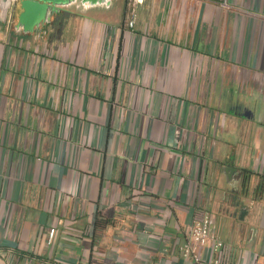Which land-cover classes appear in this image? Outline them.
I'll return each instance as SVG.
<instances>
[{
	"label": "crops",
	"instance_id": "0c3cea01",
	"mask_svg": "<svg viewBox=\"0 0 264 264\" xmlns=\"http://www.w3.org/2000/svg\"><path fill=\"white\" fill-rule=\"evenodd\" d=\"M72 1L0 0V264H264V0Z\"/></svg>",
	"mask_w": 264,
	"mask_h": 264
},
{
	"label": "built area",
	"instance_id": "2783aa9c",
	"mask_svg": "<svg viewBox=\"0 0 264 264\" xmlns=\"http://www.w3.org/2000/svg\"><path fill=\"white\" fill-rule=\"evenodd\" d=\"M129 26L130 28L134 27V19L129 21ZM189 233L190 240L186 257L190 259V264H200L202 258L199 251L205 248L210 253L212 264H233V248L215 236L208 212H203L200 217L194 220Z\"/></svg>",
	"mask_w": 264,
	"mask_h": 264
},
{
	"label": "rangeland",
	"instance_id": "374dc122",
	"mask_svg": "<svg viewBox=\"0 0 264 264\" xmlns=\"http://www.w3.org/2000/svg\"><path fill=\"white\" fill-rule=\"evenodd\" d=\"M18 1H20V0H18ZM24 1L44 3L46 5L49 4L48 1H38V0H24ZM77 1L73 0L72 3L77 2ZM112 1L113 0H103L102 2H103L104 5H106V7H108V6H110L112 4ZM90 2H92V0ZM139 2H140V0H127V5L126 6H127V16H128V22H127L128 29L130 28L129 21L131 19H133V17L136 15V8H137V4Z\"/></svg>",
	"mask_w": 264,
	"mask_h": 264
},
{
	"label": "water",
	"instance_id": "95a60500",
	"mask_svg": "<svg viewBox=\"0 0 264 264\" xmlns=\"http://www.w3.org/2000/svg\"><path fill=\"white\" fill-rule=\"evenodd\" d=\"M38 1H48V2H51V1H54V0H38ZM37 3V2H36ZM35 3L34 2H30V1H24L23 2V6L26 10V14L24 15V20L26 21V23H31L32 22V18L34 16V13L36 11L35 9ZM244 214V213H242Z\"/></svg>",
	"mask_w": 264,
	"mask_h": 264
}]
</instances>
